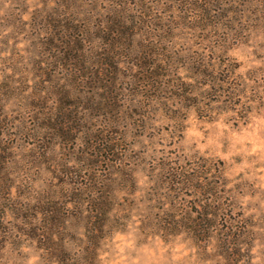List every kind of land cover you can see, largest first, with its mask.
<instances>
[{"label": "rangeland", "instance_id": "374dc122", "mask_svg": "<svg viewBox=\"0 0 264 264\" xmlns=\"http://www.w3.org/2000/svg\"><path fill=\"white\" fill-rule=\"evenodd\" d=\"M73 14L132 30L68 70L42 42ZM227 78L237 108L216 102ZM59 113L68 137L43 127ZM92 144L115 147L135 182L120 170L104 228L62 184ZM214 200L215 226L250 224L235 261L173 229ZM43 209L59 213L50 239ZM0 264H264V0H0Z\"/></svg>", "mask_w": 264, "mask_h": 264}, {"label": "trees", "instance_id": "16d2710c", "mask_svg": "<svg viewBox=\"0 0 264 264\" xmlns=\"http://www.w3.org/2000/svg\"><path fill=\"white\" fill-rule=\"evenodd\" d=\"M204 11H207V9H204ZM209 13L211 12L209 11ZM76 15L73 14V17H67L62 21H50L51 32L48 34L46 40L42 42V45L50 47L55 52L53 56L56 62L58 61L62 68L68 70L75 69L78 72L88 69L85 57L86 52L89 51V47H97L99 41L103 39L107 40L108 36L112 37L113 43L116 42V39L112 36L116 30L118 32L120 31L121 35L123 32L129 35L130 30H132V27H129L127 24V26H124L118 16L109 20L104 19L102 16L97 21L94 18L86 19L84 16H79L80 14L78 16ZM199 59L202 58L199 57ZM239 87L230 82L228 78L226 80H216L215 88H212L219 94L216 102L234 105L237 108L240 105V101H236L237 97H240L238 93L240 90ZM65 95L61 96V101H63L62 105L67 107L68 104L64 101ZM107 106L105 104L102 109H106ZM90 107L92 106H87L88 109ZM244 110L246 113L249 112L247 108ZM59 118L62 119L60 123L58 122ZM71 119L69 114L63 113L61 115L59 113L56 118L49 117L47 122L43 124V127L54 130L53 134L56 137H68L69 132H64L63 127L65 126L64 124L70 123ZM71 128L73 130L75 127ZM115 150L116 148L113 146L101 147L92 144L90 147L83 149L81 151L82 154L78 156V170H71L73 167L71 166L68 167L69 170H65L62 173L63 179L64 177L67 178V180H63L64 183L62 184L63 187H68V206H71L81 214L87 212L88 220L103 223V228L106 226V222L110 221V217L113 216L115 206L119 204L115 187L118 183L117 177L120 174V170H123L125 172L124 174L127 175L128 178H125L126 182H131L132 185L135 184L129 166H125L117 161ZM114 156L115 158H111ZM102 166L105 168L101 169ZM176 174L180 175L181 183L185 182L190 184L195 180H201L199 175H196V177L192 173L185 175L184 172H177ZM69 178H75V181L69 180ZM208 207L206 210L198 212L197 219L192 218L193 212L186 213L183 219H191L192 223H189L187 228L174 226L173 229L176 233L187 231L192 239L198 243H206L217 239L218 247L221 249L222 254L231 261H235L236 255H240L242 250L243 238L249 237L247 229L250 224L243 218L237 217L232 219L229 218L228 214L223 213L225 221L230 222L232 226L226 228L217 227L214 222L221 219L219 213L220 207L216 205L215 200ZM37 212H41L45 216L44 222L42 223L43 233L41 237L53 238L56 233L54 227L57 225L54 219L59 213H56L52 209H43ZM38 229L33 228L32 231L35 232Z\"/></svg>", "mask_w": 264, "mask_h": 264}]
</instances>
